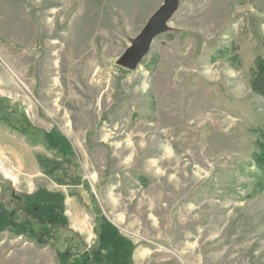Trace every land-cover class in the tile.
Masks as SVG:
<instances>
[{
  "label": "rangeland",
  "instance_id": "rangeland-1",
  "mask_svg": "<svg viewBox=\"0 0 264 264\" xmlns=\"http://www.w3.org/2000/svg\"><path fill=\"white\" fill-rule=\"evenodd\" d=\"M259 59L264 0H0V264H264Z\"/></svg>",
  "mask_w": 264,
  "mask_h": 264
},
{
  "label": "water",
  "instance_id": "water-1",
  "mask_svg": "<svg viewBox=\"0 0 264 264\" xmlns=\"http://www.w3.org/2000/svg\"><path fill=\"white\" fill-rule=\"evenodd\" d=\"M165 30L166 17L161 14L155 15L132 42L128 55L121 58L120 65L125 69L134 70L148 53L153 40Z\"/></svg>",
  "mask_w": 264,
  "mask_h": 264
},
{
  "label": "trees",
  "instance_id": "trees-1",
  "mask_svg": "<svg viewBox=\"0 0 264 264\" xmlns=\"http://www.w3.org/2000/svg\"><path fill=\"white\" fill-rule=\"evenodd\" d=\"M250 88L254 94L264 100V59H259L256 62V71L251 79ZM254 159L264 169V145H262L260 153Z\"/></svg>",
  "mask_w": 264,
  "mask_h": 264
}]
</instances>
